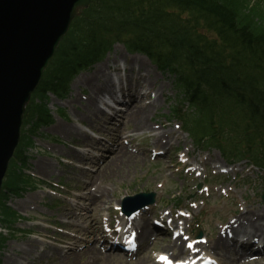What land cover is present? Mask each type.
<instances>
[{
	"label": "rangeland",
	"instance_id": "374dc122",
	"mask_svg": "<svg viewBox=\"0 0 264 264\" xmlns=\"http://www.w3.org/2000/svg\"><path fill=\"white\" fill-rule=\"evenodd\" d=\"M115 67L125 68L127 75L134 76V83L140 74L148 78L144 87L149 93L135 102L142 105L156 101L144 130H136L131 122L121 119L119 127L111 125L108 114L99 113V107L105 106L106 95L111 91L109 69L114 72ZM104 78L108 91L99 93L95 104L90 99L93 92L88 80L96 83ZM174 82L173 76L161 73L146 56L129 53L118 43L105 60L73 78L64 100L50 95L47 104L53 123L42 128L39 136H32L34 146L27 151L29 167L26 170L34 180L24 178L28 180L27 187L35 189L27 190L21 197L9 198L7 204L18 219L15 228L8 230L0 225V231L8 238L0 253L3 264H14L13 254L25 264H153L164 252L174 261L173 253L177 254L178 250L160 247L166 243L148 239L153 229L151 215H166L172 227L179 225L185 229L183 239L187 243L194 239L209 244L238 215L249 210L261 214L264 171L250 156L232 161L227 175H220L211 168V164L222 166L224 160L220 153L199 148L170 113L169 102L177 101L179 94ZM66 127L71 128L72 136L63 130ZM88 131H94L106 141H98ZM169 131L171 138H164ZM157 135L163 138L162 142H156ZM121 142L135 160L129 159L127 164L123 161L127 167L120 175L112 169L98 175V170L104 168V155L108 154L100 148H113L111 143ZM159 150H165L166 154L157 156ZM43 163L46 169L42 168ZM192 168L199 170L189 171ZM260 176L263 178L259 179ZM86 183L94 186L89 190ZM199 183L202 185L198 190ZM94 189L97 194L92 198L88 192ZM139 192L155 194L150 213L144 214L149 230L148 238H139L142 252L124 256L114 251L117 256H111L113 251L101 244L102 230L110 222L122 220L118 208L122 207L123 199ZM178 199L182 210L177 209ZM252 219L257 220L256 216ZM261 221L264 222V218ZM137 222L143 226V220ZM240 227L256 229L250 224ZM198 232L202 233L201 239H195ZM92 247L99 253L87 252ZM204 252L214 255L220 264H264V253L257 255L256 260L241 257L239 254L247 251L242 248L237 252L228 244L223 251ZM67 253L78 257L66 261ZM187 253L180 255L178 262L185 264Z\"/></svg>",
	"mask_w": 264,
	"mask_h": 264
},
{
	"label": "trees",
	"instance_id": "16d2710c",
	"mask_svg": "<svg viewBox=\"0 0 264 264\" xmlns=\"http://www.w3.org/2000/svg\"><path fill=\"white\" fill-rule=\"evenodd\" d=\"M117 42L174 76L179 94L171 114L198 146L229 160L250 156L264 169V0H92L26 108V129L0 193L2 225L14 221L8 197L26 189L29 135L52 121L47 93L66 97L75 74ZM5 241L0 233V248Z\"/></svg>",
	"mask_w": 264,
	"mask_h": 264
},
{
	"label": "water",
	"instance_id": "95a60500",
	"mask_svg": "<svg viewBox=\"0 0 264 264\" xmlns=\"http://www.w3.org/2000/svg\"><path fill=\"white\" fill-rule=\"evenodd\" d=\"M92 0H0V191L19 144L25 108L72 20ZM126 209L152 203L153 194Z\"/></svg>",
	"mask_w": 264,
	"mask_h": 264
},
{
	"label": "bare ground",
	"instance_id": "6f19581e",
	"mask_svg": "<svg viewBox=\"0 0 264 264\" xmlns=\"http://www.w3.org/2000/svg\"><path fill=\"white\" fill-rule=\"evenodd\" d=\"M141 66L143 67L144 63H142ZM105 80H106V78H104L102 82L97 80L96 83H93L91 79L88 80L89 81V88L93 92L90 96L91 102H95V104H96V98H97L98 94L101 92L108 91ZM110 97L113 98L112 100H115L114 94L112 92L110 94ZM155 102L156 101H154L153 103H149V104L136 105L135 100H134L132 103H130L128 105V107L126 108L123 115H118V116H121L124 119V121L127 120V122L128 121L131 122L133 124V127L136 130H144L147 128V126H146L148 124L147 119H149L151 117L150 116L151 113L155 110ZM99 111H100L99 113H101V114L103 113V111H101V110H99ZM63 130H65L69 135H71V136L73 135L72 134L73 132L69 133L71 128L66 127ZM171 133H172L171 131L167 132V134L164 135V138H166V137L171 138V136H170ZM157 138L158 139L156 140V142L160 143L163 141V138L159 139V135H157ZM129 159L135 160V157L133 156V154H131L129 152V149L127 146H125L123 143H119L117 145V147L115 148V150L113 151V153L111 155H109L106 158V160L104 161V163H105L104 168L102 170H98V175H100V173H102L104 171L105 172L108 170L110 171L111 169L113 171H115L116 174L120 175L121 172L124 171V168L127 167L124 164H127ZM123 161L125 162L124 164H123ZM45 164L46 163H43L42 166ZM42 168L46 169L47 167L43 166ZM37 169H39V168H37ZM189 171L193 172V170H189ZM92 186H94V185H92V183L91 184H89V183L85 184V187L89 190L92 188ZM88 194L92 198H95L97 191L94 189L93 191L88 192ZM103 195H105V193H103ZM103 195H102V197H103ZM259 212L260 211L252 212L249 210L248 212H246L244 214L238 215V217L235 219V223H237L238 225L250 224L254 228H256L254 230V232H259L260 230H261V232H264V222L261 221V219L264 218L263 217L264 216L263 215L264 210L261 211V214ZM254 216H256L258 221L257 220L254 221L252 219V217H254ZM140 220H143V224H142L143 226H141L140 223H138L136 220H134L132 222L131 228L133 231H135L136 234H138L139 238H141V239L148 238V230H149L148 221H145V217H140ZM227 229L230 230V232H232L234 230L233 223H230L228 225ZM227 229L219 232L218 237L215 240L209 242V244H203V242H195L194 248L197 250V252H200V253L203 251H209V252L223 251L225 248L223 240H224L225 235L227 234ZM154 238L157 239V237H154ZM158 241L161 244L166 243V245H163L160 247H166V249H170L171 251L178 250L177 254L173 253V257H174L175 261H177V259L180 258V255L184 254L186 251L189 252V250H190V247L188 249L185 247L186 243L183 240L181 235H179L174 241H171L169 238H165V237L160 238ZM23 249H24V251L28 252L27 248L24 247ZM109 250H111V249H109ZM96 251L97 250L95 247H92V248L87 250V252L95 253V255L97 253H99V251H97V252ZM191 253H193V252H191ZM165 254H168V253H165ZM73 255H75V253L67 254V256H65L66 261L67 260L71 261V260H74L75 258L78 257L77 255H75V256H73ZM110 255L115 256V257L117 256V255H115L114 251L111 252ZM24 257L25 256H21V258H24ZM145 258H149V257L146 256ZM169 258H171L170 255H169ZM253 259L256 260L257 257H254ZM18 261H19V263H18ZM149 261L151 262L150 259H149ZM256 262L257 261H255V263ZM13 263L14 264H20V263H23V261H21L15 254H13ZM78 264H88V263L84 262V263H78ZM153 264H162V263L157 260V261H155V263L153 262ZM196 264H198V263H196ZM257 264H258V262H257Z\"/></svg>",
	"mask_w": 264,
	"mask_h": 264
}]
</instances>
